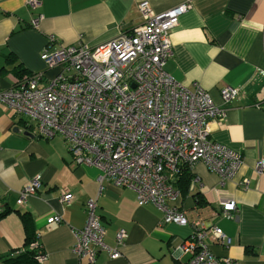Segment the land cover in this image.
<instances>
[{"label":"crops","instance_id":"1","mask_svg":"<svg viewBox=\"0 0 264 264\" xmlns=\"http://www.w3.org/2000/svg\"><path fill=\"white\" fill-rule=\"evenodd\" d=\"M38 1L37 9H31L26 0H0V90L36 73L46 75L40 55L49 35L64 46L94 47L141 25L143 2L153 14L188 5L170 32L174 56L163 69L189 90L197 82L224 110L223 120L208 122L209 137L241 153L243 164L224 183L204 164H194L188 192L182 194L175 185L181 195L179 206L206 225L218 226L230 239L229 245L207 241L214 256L229 258L233 264H264V175L254 169L255 161L264 159V77L258 74L264 71V0ZM38 14L43 18L33 28L32 19ZM18 68L23 70L20 77L14 72ZM225 87L239 89L228 103L220 95ZM19 120L0 104V213L6 211L0 218V264L25 244L24 212L31 216L47 256L43 264H88L71 253L75 243L71 230L84 227V207L91 199L106 229V245L115 246L119 230L127 234L120 258L109 259L100 251L93 264H187L189 254L174 249L190 237L191 226L164 223L162 212L152 204L139 206L131 189L108 182L100 185L98 169L72 165L62 138H28L14 131L23 130ZM35 175L41 178L39 190L24 205H17L19 192ZM243 180H248L247 189ZM61 191L74 199L61 203ZM195 195L203 205L195 206ZM224 200L237 205L233 220L212 216Z\"/></svg>","mask_w":264,"mask_h":264},{"label":"built area","instance_id":"2","mask_svg":"<svg viewBox=\"0 0 264 264\" xmlns=\"http://www.w3.org/2000/svg\"><path fill=\"white\" fill-rule=\"evenodd\" d=\"M37 9L38 0H26ZM188 5L153 14L148 3L139 5L143 23L130 33H120L98 46L62 45L53 35L47 37L40 58L46 69L59 68L57 76L45 80V72L34 74L7 89L0 90V104L22 119L23 130L35 137L62 138L73 166L99 170L100 185L108 182L135 192L139 206L152 204L162 212L164 223L191 226L190 237L174 249L189 254L187 264H233L218 258L207 248V241L229 245L230 239L216 225H206L175 204L179 192L173 182L183 165L191 170L202 163L220 177L232 180L243 164L241 153L213 142L208 122L223 120L225 112L215 106L197 83L193 90L175 81L163 69L174 52L170 32ZM43 16L32 19L38 28ZM258 74L264 77V71ZM45 80V81H44ZM239 89L225 87L221 99L228 103ZM256 173L264 175V159L254 163ZM40 175L33 176L19 192L17 205L35 195ZM243 189L248 180H243ZM74 196L61 191L60 202L68 204ZM96 201L85 203L86 221L72 229L75 243L71 253L93 264L103 251L109 259L120 258L127 234L119 230L115 246L105 244L106 229L96 213ZM233 200L220 201L212 216L233 220L237 214ZM57 223L61 217H55ZM37 237V236H36ZM41 249L37 263L47 260Z\"/></svg>","mask_w":264,"mask_h":264},{"label":"trees","instance_id":"3","mask_svg":"<svg viewBox=\"0 0 264 264\" xmlns=\"http://www.w3.org/2000/svg\"><path fill=\"white\" fill-rule=\"evenodd\" d=\"M14 72L18 77H20L23 70H20V68H18V69H15ZM19 82L20 81H18L17 83ZM18 125L23 127V123L20 120L18 122ZM177 178L178 179L175 182L174 187L176 185L178 187L177 190L181 192L182 194L187 193L190 188V183L193 178V174L191 173L190 168L187 165H183L181 167V171L179 175L177 176ZM195 200H196L195 206H198V205L201 206L204 204L203 200L200 199L198 195H195ZM5 213L6 211L1 212L0 218ZM21 217H22V222H23L24 232H25V244L23 245L21 249H16L9 256H7L4 259V263L5 264H38L37 256L41 248L39 246L31 247V244L37 241L36 232L34 229L32 218L28 213H25V212L22 213ZM247 253H253V252L251 249H247Z\"/></svg>","mask_w":264,"mask_h":264},{"label":"rangeland","instance_id":"4","mask_svg":"<svg viewBox=\"0 0 264 264\" xmlns=\"http://www.w3.org/2000/svg\"><path fill=\"white\" fill-rule=\"evenodd\" d=\"M44 65H45V63H44ZM45 68H47L46 65H45ZM58 72H59V68L47 69L44 79L45 80H51V79H53V78H55L57 76ZM180 201H181V195L179 194L178 197L175 200V204L179 206L180 205ZM183 208H185V207H183Z\"/></svg>","mask_w":264,"mask_h":264},{"label":"water","instance_id":"5","mask_svg":"<svg viewBox=\"0 0 264 264\" xmlns=\"http://www.w3.org/2000/svg\"><path fill=\"white\" fill-rule=\"evenodd\" d=\"M14 131L15 132H21V133H23L24 136H26L28 138H34V136L31 133H29L27 131H23L21 128H15Z\"/></svg>","mask_w":264,"mask_h":264}]
</instances>
